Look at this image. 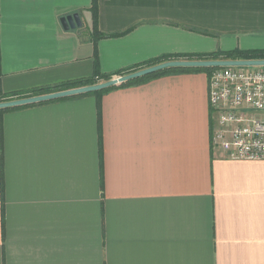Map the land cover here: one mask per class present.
Instances as JSON below:
<instances>
[{
    "label": "crops",
    "instance_id": "1",
    "mask_svg": "<svg viewBox=\"0 0 264 264\" xmlns=\"http://www.w3.org/2000/svg\"><path fill=\"white\" fill-rule=\"evenodd\" d=\"M91 3L0 0L2 95L91 77L96 60L115 74L264 51V0H99L97 40ZM209 75L5 111L0 264H264V160L213 144Z\"/></svg>",
    "mask_w": 264,
    "mask_h": 264
},
{
    "label": "built area",
    "instance_id": "2",
    "mask_svg": "<svg viewBox=\"0 0 264 264\" xmlns=\"http://www.w3.org/2000/svg\"><path fill=\"white\" fill-rule=\"evenodd\" d=\"M209 103L218 114L213 144L231 159L264 160V66L212 71Z\"/></svg>",
    "mask_w": 264,
    "mask_h": 264
},
{
    "label": "trees",
    "instance_id": "3",
    "mask_svg": "<svg viewBox=\"0 0 264 264\" xmlns=\"http://www.w3.org/2000/svg\"><path fill=\"white\" fill-rule=\"evenodd\" d=\"M91 11H92V16H93V27H94V32H93V37L95 40L99 38H103L107 36L104 34L98 26V17H99V0H92L91 3ZM176 58L172 56L152 60L150 62H146L141 65H136L133 66L132 68H129L128 70H124L118 73H110V74H103L100 72L98 68V61L96 60V68L94 75L88 78H80V79H74V80H69L65 82H61L55 85H50V86H42V87H35L31 88L29 90L23 91V92H17V93H12V94H6L2 95L1 93V87H0V102L4 101H9L12 99L16 98H25V97H31V96H36V95H43L47 93H53L57 91H62V90H67V89H72V88H78V87H83V86H88V85H94L99 82L103 81H108L111 80L115 75H126L132 72H136L138 70L144 69L149 66H153L155 64H159L164 61L172 60V59H191V60H208V59H264V51H240V50H234L230 52H214L210 54H195V55H180V56H175ZM219 68V67H218ZM216 67H174V68H168L164 69L140 78H136L124 83H121L119 85H115L109 88H106L101 91L97 92H91V93H85L77 96H87V95H102L105 92L113 89H118V88H124V87H131V86H136L143 84L147 81H150L152 79L162 77L165 75L169 74H176V73H189V72H208L209 74L218 69ZM77 96H71V97H77ZM71 97H65L61 99H67ZM61 99H56V100H50V101H45L41 102L38 104H44V103H49V102H54L58 101ZM36 104H31L28 106H34ZM27 106V105H26ZM26 106H21V107H16V108H6V109H0V143H2V137H1V116L5 111L9 110H14Z\"/></svg>",
    "mask_w": 264,
    "mask_h": 264
},
{
    "label": "water",
    "instance_id": "4",
    "mask_svg": "<svg viewBox=\"0 0 264 264\" xmlns=\"http://www.w3.org/2000/svg\"><path fill=\"white\" fill-rule=\"evenodd\" d=\"M61 22L66 30L74 29L77 26L82 25V20L78 13L63 16L61 18ZM227 66L228 67L229 66H236V67L264 66V59L168 60L126 75H120L117 77L114 76L111 80L99 82L94 85L72 88V89L57 91L53 93H47L43 95H36L25 98H16L9 101L0 102V109L16 108L31 104H37L45 101L61 99L65 97L77 96L85 93L97 92L168 68H174V67L218 68V67H227Z\"/></svg>",
    "mask_w": 264,
    "mask_h": 264
},
{
    "label": "rangeland",
    "instance_id": "5",
    "mask_svg": "<svg viewBox=\"0 0 264 264\" xmlns=\"http://www.w3.org/2000/svg\"><path fill=\"white\" fill-rule=\"evenodd\" d=\"M208 60H210V59H208ZM256 67L257 66H252V67H250V69H256ZM118 76H120V75H118ZM115 77H117V76H115Z\"/></svg>",
    "mask_w": 264,
    "mask_h": 264
}]
</instances>
